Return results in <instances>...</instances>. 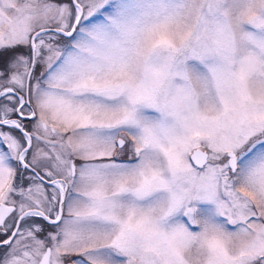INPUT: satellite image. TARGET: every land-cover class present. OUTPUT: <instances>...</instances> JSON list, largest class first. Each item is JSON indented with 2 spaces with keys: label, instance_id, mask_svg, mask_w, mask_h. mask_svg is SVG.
<instances>
[{
  "label": "snow or ice",
  "instance_id": "obj_1",
  "mask_svg": "<svg viewBox=\"0 0 264 264\" xmlns=\"http://www.w3.org/2000/svg\"><path fill=\"white\" fill-rule=\"evenodd\" d=\"M0 264H264V0H0Z\"/></svg>",
  "mask_w": 264,
  "mask_h": 264
}]
</instances>
